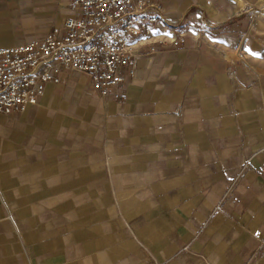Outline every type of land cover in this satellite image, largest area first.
<instances>
[{"label":"crops","instance_id":"crops-1","mask_svg":"<svg viewBox=\"0 0 264 264\" xmlns=\"http://www.w3.org/2000/svg\"><path fill=\"white\" fill-rule=\"evenodd\" d=\"M72 0H0V47L64 32ZM180 47L126 98L63 70L0 112V264H264V0H162Z\"/></svg>","mask_w":264,"mask_h":264},{"label":"built area","instance_id":"built-area-1","mask_svg":"<svg viewBox=\"0 0 264 264\" xmlns=\"http://www.w3.org/2000/svg\"><path fill=\"white\" fill-rule=\"evenodd\" d=\"M75 14L24 44L0 47V112L14 115L38 104L47 82L63 70L90 77L101 96L126 98L123 85L137 57L180 47L186 33L167 20L162 0H72Z\"/></svg>","mask_w":264,"mask_h":264}]
</instances>
